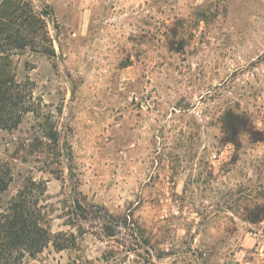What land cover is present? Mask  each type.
I'll list each match as a JSON object with an SVG mask.
<instances>
[{
  "label": "rangeland",
  "instance_id": "obj_1",
  "mask_svg": "<svg viewBox=\"0 0 264 264\" xmlns=\"http://www.w3.org/2000/svg\"><path fill=\"white\" fill-rule=\"evenodd\" d=\"M21 1L0 219L25 191L69 246L11 264H264V0Z\"/></svg>",
  "mask_w": 264,
  "mask_h": 264
},
{
  "label": "trees",
  "instance_id": "obj_2",
  "mask_svg": "<svg viewBox=\"0 0 264 264\" xmlns=\"http://www.w3.org/2000/svg\"><path fill=\"white\" fill-rule=\"evenodd\" d=\"M0 6L5 7L3 10L6 11L0 12V42L3 52L24 50L28 46V39L20 28L25 26L24 29L27 30L36 24L45 26L44 21L28 2L0 0ZM15 27L17 31L14 32ZM9 31L11 32L8 33ZM3 35L6 38L1 41ZM24 100L22 86L6 73L5 68H0V124L8 129L18 127L22 116L29 112L24 107ZM226 122L227 140L236 143V135L246 129L248 124L243 117L230 113L226 114ZM4 182L0 179V191L8 188V184ZM10 206V213L2 215L0 219V264L19 263L26 254L36 256L50 243L59 251L68 248L67 243L52 240L49 230L41 225V213L36 209L38 202H31L25 191L13 199Z\"/></svg>",
  "mask_w": 264,
  "mask_h": 264
}]
</instances>
